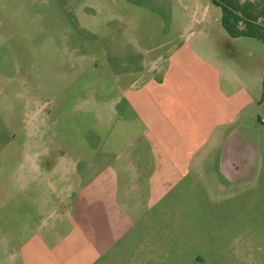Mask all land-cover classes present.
Masks as SVG:
<instances>
[{"label": "crops", "instance_id": "0c3cea01", "mask_svg": "<svg viewBox=\"0 0 264 264\" xmlns=\"http://www.w3.org/2000/svg\"><path fill=\"white\" fill-rule=\"evenodd\" d=\"M48 1L71 46L105 63L107 85L81 150L0 142V210L31 201L44 225L20 235L27 218L0 216V264H153L160 210L197 177L221 190L257 172L264 0Z\"/></svg>", "mask_w": 264, "mask_h": 264}, {"label": "rangeland", "instance_id": "374dc122", "mask_svg": "<svg viewBox=\"0 0 264 264\" xmlns=\"http://www.w3.org/2000/svg\"><path fill=\"white\" fill-rule=\"evenodd\" d=\"M65 26L48 0H0V142L17 137L22 145L34 138L36 153L83 147L92 122V93L107 85V66L95 63L86 47L73 48L67 31L62 32ZM9 143L3 148L8 154L16 147ZM6 156L2 168L9 170ZM254 164L257 172L233 188L219 190L199 176L192 192L161 209L168 219L156 227L159 253L153 264H264L261 149ZM9 206L3 205L0 216L29 220L19 226L20 235L40 233L43 215L37 205Z\"/></svg>", "mask_w": 264, "mask_h": 264}]
</instances>
